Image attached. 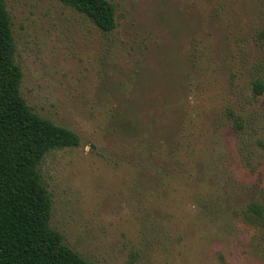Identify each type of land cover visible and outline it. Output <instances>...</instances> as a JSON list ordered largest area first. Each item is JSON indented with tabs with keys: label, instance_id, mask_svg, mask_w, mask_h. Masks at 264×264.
<instances>
[{
	"label": "rangeland",
	"instance_id": "1",
	"mask_svg": "<svg viewBox=\"0 0 264 264\" xmlns=\"http://www.w3.org/2000/svg\"><path fill=\"white\" fill-rule=\"evenodd\" d=\"M108 1L105 33L5 0L23 98L80 139L41 165L51 227L90 264H264V0Z\"/></svg>",
	"mask_w": 264,
	"mask_h": 264
},
{
	"label": "trees",
	"instance_id": "2",
	"mask_svg": "<svg viewBox=\"0 0 264 264\" xmlns=\"http://www.w3.org/2000/svg\"><path fill=\"white\" fill-rule=\"evenodd\" d=\"M60 1L105 33L116 28L115 6L108 0ZM16 52L11 17L0 0V264H90L51 227L52 198L41 172L48 154L78 147L80 139L27 104ZM254 92L263 94L264 83L257 81ZM243 216L264 226V204L251 203Z\"/></svg>",
	"mask_w": 264,
	"mask_h": 264
}]
</instances>
